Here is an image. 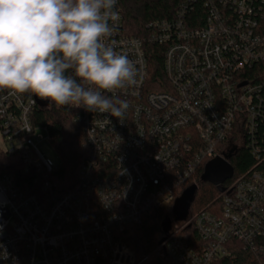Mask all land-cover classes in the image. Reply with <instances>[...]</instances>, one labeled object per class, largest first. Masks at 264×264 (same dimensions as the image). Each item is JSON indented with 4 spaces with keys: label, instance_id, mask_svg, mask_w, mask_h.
I'll use <instances>...</instances> for the list:
<instances>
[{
    "label": "built area",
    "instance_id": "built-area-1",
    "mask_svg": "<svg viewBox=\"0 0 264 264\" xmlns=\"http://www.w3.org/2000/svg\"><path fill=\"white\" fill-rule=\"evenodd\" d=\"M114 11L107 42L134 62L138 83L104 93L127 102L122 118L77 107L87 155L72 189L59 192L36 148L37 132L47 134L33 124L37 98L0 90V264H215L236 250L264 253V0H179L172 18L146 25L145 40L125 33L118 0ZM145 42L161 49L157 81ZM239 149L251 165L212 203L172 223L148 255L126 246L127 227Z\"/></svg>",
    "mask_w": 264,
    "mask_h": 264
},
{
    "label": "clouds",
    "instance_id": "clouds-1",
    "mask_svg": "<svg viewBox=\"0 0 264 264\" xmlns=\"http://www.w3.org/2000/svg\"><path fill=\"white\" fill-rule=\"evenodd\" d=\"M116 3L0 0V90L122 118L127 102L104 93L137 85L138 71L107 42Z\"/></svg>",
    "mask_w": 264,
    "mask_h": 264
},
{
    "label": "trees",
    "instance_id": "trees-1",
    "mask_svg": "<svg viewBox=\"0 0 264 264\" xmlns=\"http://www.w3.org/2000/svg\"><path fill=\"white\" fill-rule=\"evenodd\" d=\"M179 0H118L124 21V31L128 36L147 37L146 25L152 21L173 17ZM148 60V75L152 81L163 78L161 49L145 42ZM71 74V73H69ZM33 95V94H32ZM34 96V95H33ZM36 97V96H35ZM41 100L39 97H36ZM34 112V126L47 130L50 143L55 150L60 166L56 168L53 179L57 182L60 193L72 189L76 183L78 171L84 162L87 150L85 138L80 125L74 121L77 106H57L48 100ZM229 163L233 169L230 179L244 173L251 165V158L244 149H239L230 156ZM203 168L193 179L180 188L176 199L190 185L197 184V191L189 207L188 215H193L207 207L219 195V187L210 182H200ZM225 181L222 185L228 183ZM221 185V186H222ZM174 202L167 208L157 210L143 218L139 226H130L121 234L122 241L133 250L138 258L151 253L163 237L162 224L166 219L173 218ZM189 243L196 242L193 232L185 234ZM215 264H264V253L252 254L236 250L231 257L222 259Z\"/></svg>",
    "mask_w": 264,
    "mask_h": 264
},
{
    "label": "water",
    "instance_id": "water-1",
    "mask_svg": "<svg viewBox=\"0 0 264 264\" xmlns=\"http://www.w3.org/2000/svg\"><path fill=\"white\" fill-rule=\"evenodd\" d=\"M37 104L39 107L45 105L43 101L38 99ZM230 156L231 155H224L223 157H216L209 161L204 167L200 182H210L219 187V190L221 191V185L232 176L233 169L229 163ZM197 188V184L190 185L176 199L174 203L173 218L166 219L162 224L163 235L170 230L172 223L183 222L187 219L188 210L194 199ZM163 240L164 239L160 242Z\"/></svg>",
    "mask_w": 264,
    "mask_h": 264
},
{
    "label": "rangeland",
    "instance_id": "rangeland-1",
    "mask_svg": "<svg viewBox=\"0 0 264 264\" xmlns=\"http://www.w3.org/2000/svg\"><path fill=\"white\" fill-rule=\"evenodd\" d=\"M37 134L42 136L41 141L36 142V148L40 152V154L43 156L44 159L51 162L52 166L54 168H57L60 166V160L53 149L50 141L47 138V134L43 131H38Z\"/></svg>",
    "mask_w": 264,
    "mask_h": 264
}]
</instances>
